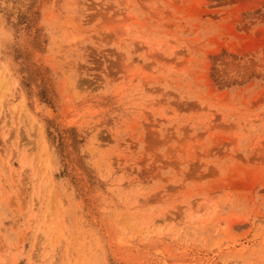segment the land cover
<instances>
[{"label": "rangeland", "instance_id": "374dc122", "mask_svg": "<svg viewBox=\"0 0 264 264\" xmlns=\"http://www.w3.org/2000/svg\"><path fill=\"white\" fill-rule=\"evenodd\" d=\"M0 264H264V0H0Z\"/></svg>", "mask_w": 264, "mask_h": 264}]
</instances>
